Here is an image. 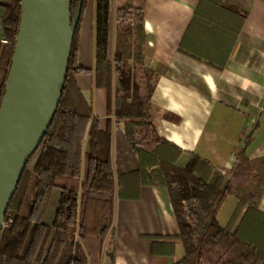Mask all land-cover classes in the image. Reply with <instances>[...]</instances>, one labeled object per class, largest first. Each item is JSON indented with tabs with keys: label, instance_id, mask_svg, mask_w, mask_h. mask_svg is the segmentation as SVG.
Masks as SVG:
<instances>
[{
	"label": "trees",
	"instance_id": "trees-1",
	"mask_svg": "<svg viewBox=\"0 0 264 264\" xmlns=\"http://www.w3.org/2000/svg\"><path fill=\"white\" fill-rule=\"evenodd\" d=\"M197 1L179 50L220 69L246 15L223 0ZM71 2L73 21L80 3L82 9L64 90L9 205V225L0 236V264H102L105 242L115 229L117 198L131 197L143 185L168 189L184 249L177 264H264V212L260 209L264 157L252 159L240 151L228 171L196 153L186 156L160 137L151 114L156 75L146 66L142 7L134 0H95V66L90 69L79 66L77 56L91 0ZM0 5L5 8V38L0 39L1 107L22 0H0ZM221 45L226 49L223 57L217 55ZM138 68L144 83L138 80ZM87 72L93 73L95 87L107 90L105 129L76 79L77 74ZM113 123L124 124L128 143L140 158L138 169L120 176L114 167ZM54 189L60 194L48 223L45 215ZM230 196L237 203L222 225L218 213Z\"/></svg>",
	"mask_w": 264,
	"mask_h": 264
},
{
	"label": "crops",
	"instance_id": "crops-1",
	"mask_svg": "<svg viewBox=\"0 0 264 264\" xmlns=\"http://www.w3.org/2000/svg\"><path fill=\"white\" fill-rule=\"evenodd\" d=\"M223 1L246 18L220 69L179 50L197 0H134V4L142 7L144 14L146 66L156 75L151 114L158 135L177 145L186 156L196 153L229 171L240 151L252 159L264 157V0ZM94 10L95 0H91L77 56V64L90 69L95 66ZM4 13L0 5L2 40ZM114 32L113 27L112 37ZM225 54L221 45L217 55ZM76 79L105 129L107 90L94 86L91 72L79 73ZM112 127L114 167L120 176L138 169L140 158L128 143L124 124L113 123ZM236 203L230 196L220 208L222 225L227 224ZM260 209L264 212V195ZM115 213V229L105 242L102 264H177L183 256L166 187L143 185L131 197H118Z\"/></svg>",
	"mask_w": 264,
	"mask_h": 264
},
{
	"label": "water",
	"instance_id": "water-1",
	"mask_svg": "<svg viewBox=\"0 0 264 264\" xmlns=\"http://www.w3.org/2000/svg\"><path fill=\"white\" fill-rule=\"evenodd\" d=\"M80 3L22 0L19 33L0 107V236L31 156L51 125L64 90Z\"/></svg>",
	"mask_w": 264,
	"mask_h": 264
},
{
	"label": "rangeland",
	"instance_id": "rangeland-1",
	"mask_svg": "<svg viewBox=\"0 0 264 264\" xmlns=\"http://www.w3.org/2000/svg\"><path fill=\"white\" fill-rule=\"evenodd\" d=\"M113 6H116V4L114 3ZM94 14H95V10H94ZM137 74H138V80L141 83H144V80H143L144 76H143L142 70L140 68L137 69ZM59 194H60L59 189H54L50 195L48 208H47L46 215H45V221L48 223H50L54 218L56 204L58 201Z\"/></svg>",
	"mask_w": 264,
	"mask_h": 264
},
{
	"label": "built area",
	"instance_id": "built-area-1",
	"mask_svg": "<svg viewBox=\"0 0 264 264\" xmlns=\"http://www.w3.org/2000/svg\"><path fill=\"white\" fill-rule=\"evenodd\" d=\"M8 225H9V221H6V218H5V221L3 223V229H5Z\"/></svg>",
	"mask_w": 264,
	"mask_h": 264
}]
</instances>
